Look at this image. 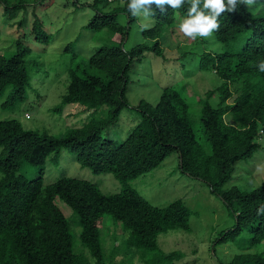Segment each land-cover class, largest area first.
<instances>
[{"label":"trees","instance_id":"16d2710c","mask_svg":"<svg viewBox=\"0 0 264 264\" xmlns=\"http://www.w3.org/2000/svg\"><path fill=\"white\" fill-rule=\"evenodd\" d=\"M109 1L112 0H92L89 4L96 13L85 27L104 30L106 39L81 65L69 68L66 91L51 108L52 112L61 113L66 104L79 106L85 114L82 125L70 128L62 136H53L24 128L17 119L0 120V264H116L118 247L105 250L103 231L109 234L119 229L126 234L127 245L151 250L159 233L188 230L191 210L182 199L157 206L128 185L133 178L158 167L172 152L178 154L180 171L205 182L234 216L232 227L220 232L215 241H234L246 229L251 234L244 239L246 248L260 247L257 251L237 253L220 264H264V213H257L264 206V182L251 190L235 185L222 188L234 178V163L252 156L259 147L257 139L264 135V71L259 65L264 61V15L252 13L245 4L225 11L217 18L219 30H213L222 49L196 52L195 69L212 71L222 81L199 96L202 140L194 132L187 96L167 85L154 104L139 100L135 107L139 119L116 142L111 135L117 130L121 110L129 106L131 67L145 52L163 56L159 37L165 28L173 27L176 14L183 20L187 18L190 5L185 3L176 10L166 7L164 12L154 7V23L140 30L148 42L126 49L130 23L135 17L127 10L128 0L103 11ZM0 5L11 18L23 1L0 0ZM200 9L208 12L203 9V0ZM120 13L126 15V24L117 21ZM31 32L34 39L48 42L38 19L32 23ZM242 34L240 49L230 50L229 45ZM23 38L19 35L15 39L14 53L8 57L0 55V97L7 88L10 90L1 107H13L17 100H23L30 84L26 68L30 49ZM182 39L188 40V36L183 35ZM187 92L192 95L189 87ZM216 94L218 103L212 106L210 99ZM231 97V102H227ZM103 106H107L105 111L97 113ZM62 148L74 152L79 165L92 173H112L121 190L103 193L90 181L68 176L44 185L41 168L34 178L18 172L22 165L42 164L47 156ZM59 201L68 205L71 213L67 217L79 226L77 238L84 250L81 253L73 249L70 222ZM106 215L113 219L112 228L103 226ZM157 256L172 264L178 254L171 251Z\"/></svg>","mask_w":264,"mask_h":264},{"label":"rangeland","instance_id":"374dc122","mask_svg":"<svg viewBox=\"0 0 264 264\" xmlns=\"http://www.w3.org/2000/svg\"><path fill=\"white\" fill-rule=\"evenodd\" d=\"M16 1L10 0L11 3ZM22 1L23 5L11 18L3 13L0 5V55L8 57L14 53V41L19 35H23V43L30 49L26 57L30 84L24 99L17 100L13 107H1V103L10 93L9 88L4 91L0 97V120L17 119L24 128L62 136L70 128L82 125L85 114L74 104L64 105L61 113H54L51 108L61 101V96L66 91L69 68L76 64L81 65L94 48L105 41V31L85 27L96 13L89 5L92 0ZM123 2L109 1L102 10H112ZM248 9L252 13L264 15V0H255ZM35 19L40 21L41 28L47 35V43L34 39L31 26ZM140 20L141 18L135 17L130 23L128 40L125 42L126 49L135 43L148 42L140 32ZM19 21L22 22L21 25L18 24ZM117 21L126 24V15L118 14ZM182 21V17L176 14L173 27L161 30L163 34L159 37V42L165 51L163 56L145 52L131 67L127 87L129 106L121 110L117 130L111 135L114 141L120 142L139 119V110L135 108L139 100L154 104L158 101L162 88L167 85H173L187 96L190 104L188 114L194 132L198 140L203 139L199 120L201 105L199 96L202 97L207 90L219 86L222 81L212 71L195 69L198 62L196 52L200 49L219 51L222 44L214 39L213 32L208 38L197 36L195 39L188 37V40H181L184 34L180 31L179 25ZM146 23L150 27L154 19L151 17ZM243 38L244 34L237 42H232L229 49L239 50ZM198 40H201V44ZM188 87L193 96L188 94ZM231 100L232 97L227 102ZM217 103L216 94L210 99V104L216 106ZM106 108L107 106L100 107L97 113H103ZM225 119L228 121L229 116L225 115ZM257 142L259 147L252 156L234 163V178L226 183L223 189L235 185L242 190H251L264 182V135H261ZM178 161V154L172 152L158 167L133 178L128 185L157 206L182 199L191 210L189 229H171L159 233L156 237V246L151 250L127 245V236L119 229L109 234L103 231L101 238L105 250L110 252L114 246L118 247L114 263L148 264L149 261L150 264H166L156 258H160L157 254L173 251L178 256L172 264H220L230 261L237 253L260 249L259 246L246 248L244 239L251 235L246 229L234 241L225 243L215 241L220 232L232 227L235 222L234 216L222 199L210 192L205 182L181 172ZM40 168L44 185L68 176L90 181L103 193H115L122 187L112 173L94 174L89 168L80 166L75 159V153L66 148L51 153L42 164L22 165L18 172L27 178H34L39 174ZM1 175L0 172V177ZM58 205L66 217L70 215L68 205L62 201H59ZM67 219L71 226L73 249L81 253L84 250L77 238L79 226L72 222L71 217ZM103 220L104 228H112L111 216L106 215Z\"/></svg>","mask_w":264,"mask_h":264},{"label":"clouds","instance_id":"9594fccd","mask_svg":"<svg viewBox=\"0 0 264 264\" xmlns=\"http://www.w3.org/2000/svg\"><path fill=\"white\" fill-rule=\"evenodd\" d=\"M185 3L190 7L187 11V18L180 25V31L188 37L195 39L197 36L208 38L213 30H219L218 17L225 11H234L238 4L251 6L255 0H203V9H200L201 0H128L127 10L133 17L141 18L139 28L141 30L147 28L146 23L153 15L152 9L158 8L164 12L167 8L173 10L181 8ZM260 71H264V61L260 62ZM231 102V101H230ZM258 214L264 213V206L257 210Z\"/></svg>","mask_w":264,"mask_h":264}]
</instances>
